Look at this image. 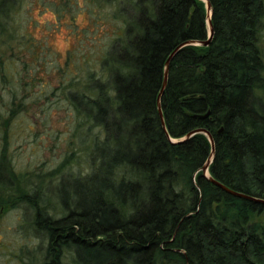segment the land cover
<instances>
[{
  "label": "trees",
  "instance_id": "16d2710c",
  "mask_svg": "<svg viewBox=\"0 0 264 264\" xmlns=\"http://www.w3.org/2000/svg\"><path fill=\"white\" fill-rule=\"evenodd\" d=\"M209 1L210 44L170 61L166 129V62L183 42L208 40L204 0H137L124 42L71 92L89 126L91 172L60 187L62 216L37 191L4 202L35 211L47 241L39 264L65 254L75 264H264V0ZM12 2L0 0V12ZM196 129L214 141L210 176L249 197L203 174L208 135L182 140Z\"/></svg>",
  "mask_w": 264,
  "mask_h": 264
},
{
  "label": "rangeland",
  "instance_id": "374dc122",
  "mask_svg": "<svg viewBox=\"0 0 264 264\" xmlns=\"http://www.w3.org/2000/svg\"><path fill=\"white\" fill-rule=\"evenodd\" d=\"M136 7L137 0H13L0 12V264H39L47 244L29 203L4 202L37 191L38 203L62 216L60 187L91 172L89 126L71 92L85 90L111 46L124 42ZM61 264H75L73 256Z\"/></svg>",
  "mask_w": 264,
  "mask_h": 264
},
{
  "label": "water",
  "instance_id": "95a60500",
  "mask_svg": "<svg viewBox=\"0 0 264 264\" xmlns=\"http://www.w3.org/2000/svg\"><path fill=\"white\" fill-rule=\"evenodd\" d=\"M206 2V5H207V11H208V25L210 27V34H209V38L208 40L206 41H187V42H183L182 44H180L173 52L172 54L170 55V57L168 58L167 62H166V67H165V74H164V81H163V85H162V88H161V91L158 95V110H159V115H160V119H161V122H162V125L164 127V129H166V124H165V119H164V114H163V110H162V106H161V97L165 91V88L167 86V82H168V78H169V69H170V61L171 59L174 57V55L178 52L179 49H181L182 47L186 46V45H189V44H202V45H209L210 42H211V39H212V36H213V28H212V22H211V15H212V5L210 3L209 0H204ZM199 132H202V133H205L208 135L211 143H212V154L210 156V158L207 160V162L204 164V166L202 167V171H203V174L205 176H207L208 178H210V180H212L213 182H215L217 185L221 186L224 190H226L227 192H230L232 194H235V195H238V196H243V197H249L247 196L246 194L242 193V192H239V191H236V190H233L231 188H229L228 186L224 185L223 183L219 182V181H216L214 180L210 174H209V168H210V165L213 161V157H214V141H213V138L212 136L210 135V133H208L205 129H196L192 132H190L189 134H187L182 140H184L185 138L187 137H190L196 133H199Z\"/></svg>",
  "mask_w": 264,
  "mask_h": 264
}]
</instances>
